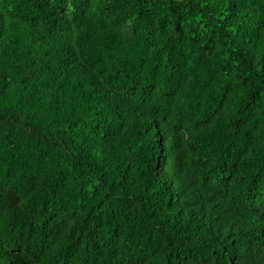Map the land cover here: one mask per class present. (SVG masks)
I'll list each match as a JSON object with an SVG mask.
<instances>
[{
	"label": "trees",
	"instance_id": "trees-1",
	"mask_svg": "<svg viewBox=\"0 0 264 264\" xmlns=\"http://www.w3.org/2000/svg\"><path fill=\"white\" fill-rule=\"evenodd\" d=\"M0 264H264V0H0Z\"/></svg>",
	"mask_w": 264,
	"mask_h": 264
}]
</instances>
